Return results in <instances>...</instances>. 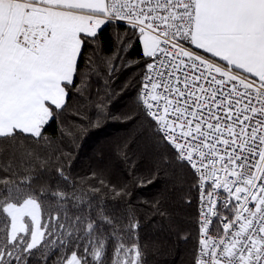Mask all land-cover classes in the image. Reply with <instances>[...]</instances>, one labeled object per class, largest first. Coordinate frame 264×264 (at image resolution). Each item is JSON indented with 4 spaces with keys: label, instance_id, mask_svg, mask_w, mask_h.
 I'll use <instances>...</instances> for the list:
<instances>
[{
    "label": "snow or ice",
    "instance_id": "snow-or-ice-1",
    "mask_svg": "<svg viewBox=\"0 0 264 264\" xmlns=\"http://www.w3.org/2000/svg\"><path fill=\"white\" fill-rule=\"evenodd\" d=\"M110 23L141 47L140 113L195 180L191 264H264V0H0V139L44 138L87 86L79 60ZM33 179L0 178V264H146L138 236L126 243L101 211L106 233L75 192L36 191Z\"/></svg>",
    "mask_w": 264,
    "mask_h": 264
},
{
    "label": "trees",
    "instance_id": "trees-1",
    "mask_svg": "<svg viewBox=\"0 0 264 264\" xmlns=\"http://www.w3.org/2000/svg\"><path fill=\"white\" fill-rule=\"evenodd\" d=\"M126 34L127 25L110 23L84 48L76 85L87 73V86L82 93L71 90L66 106L45 125L43 139H0V178L31 175L36 191L75 192L85 202L83 214L106 233L112 229L102 223L101 211L113 218L126 243L138 236L146 264H191L198 240L195 180L135 103L143 58L139 45L125 41ZM86 57L92 58L87 68ZM113 189H126V194L114 198ZM130 222L139 223L137 231H125ZM114 247L110 241L109 258Z\"/></svg>",
    "mask_w": 264,
    "mask_h": 264
},
{
    "label": "built area",
    "instance_id": "built-area-1",
    "mask_svg": "<svg viewBox=\"0 0 264 264\" xmlns=\"http://www.w3.org/2000/svg\"><path fill=\"white\" fill-rule=\"evenodd\" d=\"M120 24H124V23H120ZM124 25H126V24H124ZM199 193H198V191H197V215H196V229H197V236H199V232H198V220H199ZM218 223V222H217ZM212 232H213V234H215L216 233V227L215 226H213L212 227Z\"/></svg>",
    "mask_w": 264,
    "mask_h": 264
},
{
    "label": "crops",
    "instance_id": "crops-1",
    "mask_svg": "<svg viewBox=\"0 0 264 264\" xmlns=\"http://www.w3.org/2000/svg\"><path fill=\"white\" fill-rule=\"evenodd\" d=\"M197 51H200V50H197Z\"/></svg>",
    "mask_w": 264,
    "mask_h": 264
}]
</instances>
